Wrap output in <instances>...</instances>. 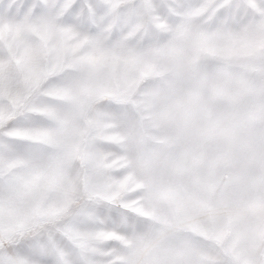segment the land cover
<instances>
[{
	"label": "snow or ice",
	"instance_id": "1",
	"mask_svg": "<svg viewBox=\"0 0 264 264\" xmlns=\"http://www.w3.org/2000/svg\"><path fill=\"white\" fill-rule=\"evenodd\" d=\"M0 264H264V0H0Z\"/></svg>",
	"mask_w": 264,
	"mask_h": 264
}]
</instances>
